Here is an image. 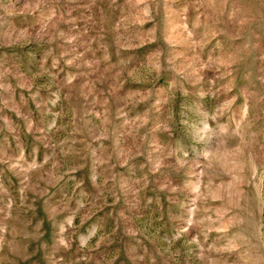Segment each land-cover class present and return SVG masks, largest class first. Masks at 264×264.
Returning <instances> with one entry per match:
<instances>
[{"label": "rangeland", "instance_id": "obj_1", "mask_svg": "<svg viewBox=\"0 0 264 264\" xmlns=\"http://www.w3.org/2000/svg\"><path fill=\"white\" fill-rule=\"evenodd\" d=\"M0 264H264V0H0Z\"/></svg>", "mask_w": 264, "mask_h": 264}]
</instances>
